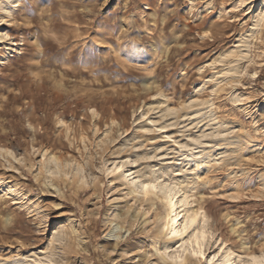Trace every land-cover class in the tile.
I'll list each match as a JSON object with an SVG mask.
<instances>
[{
    "label": "rangeland",
    "instance_id": "rangeland-1",
    "mask_svg": "<svg viewBox=\"0 0 264 264\" xmlns=\"http://www.w3.org/2000/svg\"><path fill=\"white\" fill-rule=\"evenodd\" d=\"M208 153L205 256L264 249V0H0V264H165L108 168L176 188Z\"/></svg>",
    "mask_w": 264,
    "mask_h": 264
},
{
    "label": "bare ground",
    "instance_id": "bare-ground-1",
    "mask_svg": "<svg viewBox=\"0 0 264 264\" xmlns=\"http://www.w3.org/2000/svg\"><path fill=\"white\" fill-rule=\"evenodd\" d=\"M256 18L259 19L260 18L259 15H256ZM205 117H209L208 114L207 116L205 115ZM210 125L213 126L214 124L210 123ZM216 136L212 138L216 140H221V138H219L220 135L219 137H216ZM201 141L202 140H200V138H195V139L191 138L187 140V145H198ZM181 149H185V148L182 147ZM212 158L215 160L217 157L215 158L213 157V154L208 153V154H202L200 156L190 158L188 162H192L194 165V171L192 172V175L189 176L188 178L186 177L187 179L183 178L182 181L180 180L181 186L176 187V188L169 187L168 189H162V187L159 186L160 181L152 180L154 176V172H155V170L153 169H151L152 171H149V173L146 170L144 175H141L140 179H135L136 176H133L132 173H125L128 170L127 167H129V165L126 164L125 162H130V161H123V160L113 161L111 162L110 167L108 168V172L113 173V175L116 178L120 179L122 183L126 186L128 192L131 193L132 195L134 196L141 195L142 197L143 196L151 197L152 199L158 200L160 202L161 207H162V217H161V223L158 229V237L161 239V241L155 245V252L157 256L159 257V259L165 264H172V262L169 260V256H171L170 254L171 252L173 253L176 251L184 250V253L187 254L189 252L188 250L191 249L190 244L186 243L185 245H183V243L180 242L183 236L186 235L187 233H185L182 236L174 235L176 236L175 242H180V243H178L172 250L168 249V245L171 241V235H173L174 232L182 231L184 227V222L190 219L192 216H195L197 214L202 215V219L200 222L201 228L198 229V231H203L206 233V235H209V239L206 236L201 237L200 242H201V247L203 251L205 249L207 250L210 244L213 242V240L217 239V237L213 239L214 231L212 227L209 225V216L207 215V213L203 211V209H201L199 206L195 207L194 205V202H195L194 189L196 185L195 181H196L197 174H199L201 165H204L203 163L206 162L207 159L212 160ZM131 164H133V162ZM55 167L53 166L50 167V169L51 168L52 169L48 171L53 172L54 170H56ZM158 175H162V173H159ZM145 184L155 185L156 190L155 191L149 190L148 194L146 195L143 190V186ZM160 189H161V193L157 194V192H159ZM170 202H174V206H173V203H170ZM114 213H115V210H111L109 212L107 219H106L107 223H110L113 220L115 216ZM181 218L182 220L179 223L178 221ZM169 227L170 228L177 227V230L174 232H171ZM193 235L195 234L193 233ZM210 238H211V241H210ZM192 239H193V236L189 235L188 241ZM204 244L209 245V246L207 248H204L203 247ZM218 245L220 247L219 248L217 247V249L212 251L210 254H208L207 257L204 255L203 258L197 259V258H193L190 255H186L185 256L186 264H195L201 261L203 262V264H259V261L262 258H264V249L254 253L252 251L251 252L240 251L241 249L239 250L235 247L228 246L222 243V241H220ZM42 254H44V258H46L47 262L52 263V259H50L49 255H47L46 253H42ZM35 258L39 259L41 257L36 256ZM23 259L24 258H21V260Z\"/></svg>",
    "mask_w": 264,
    "mask_h": 264
},
{
    "label": "snow or ice",
    "instance_id": "snow-or-ice-1",
    "mask_svg": "<svg viewBox=\"0 0 264 264\" xmlns=\"http://www.w3.org/2000/svg\"><path fill=\"white\" fill-rule=\"evenodd\" d=\"M143 190L145 192V194L147 195L149 190H156V186L155 185H150V184H145L143 186ZM173 203L174 206V202H170ZM202 219V215L201 214H197L195 216H192L190 219L186 220L184 222V227L182 229V231L179 232H174L173 235L176 236H182L185 233H187L188 235H192L193 239L188 241V244L191 245V249L190 251L185 254L183 252V250L178 251L177 253L169 256V260L172 262V264H186V260H185V256L186 255H190L193 258H203L205 253L201 247V237H205L206 233L203 231H198V229L201 228V224L200 221ZM193 233L195 235H193ZM255 259V258H253ZM259 264H264V258H262L259 261Z\"/></svg>",
    "mask_w": 264,
    "mask_h": 264
}]
</instances>
